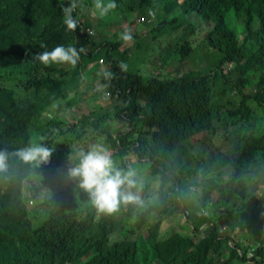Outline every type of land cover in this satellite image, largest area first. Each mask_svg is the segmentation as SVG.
I'll return each mask as SVG.
<instances>
[{
	"label": "trees",
	"instance_id": "trees-1",
	"mask_svg": "<svg viewBox=\"0 0 264 264\" xmlns=\"http://www.w3.org/2000/svg\"><path fill=\"white\" fill-rule=\"evenodd\" d=\"M114 2L93 23L94 0H76L73 32L61 11L68 0H0V151L8 153L0 171V264H264V0ZM136 7L141 23L150 21L146 12L172 16L142 45L148 78L132 70V41L118 48ZM109 14L121 26L113 40L101 32ZM189 14L211 26L206 43L221 56L196 74L189 69L201 66L191 62L198 26ZM232 15L243 22L242 39ZM59 45L85 49L77 65L32 59ZM95 64L103 71L90 73ZM92 75L88 81L100 87L82 97L78 89ZM220 137L229 155L211 159L207 146L218 149ZM99 143L109 146L115 168L138 170L137 182L157 181L152 190L137 184L132 191L142 200L111 214L99 212L76 180L64 181L79 154ZM39 144L54 150L47 163L14 155ZM257 216L263 228L252 242L246 233Z\"/></svg>",
	"mask_w": 264,
	"mask_h": 264
},
{
	"label": "clouds",
	"instance_id": "clouds-1",
	"mask_svg": "<svg viewBox=\"0 0 264 264\" xmlns=\"http://www.w3.org/2000/svg\"><path fill=\"white\" fill-rule=\"evenodd\" d=\"M77 7L76 0H68V6H62L63 23L69 31H76L78 21L73 16ZM117 5L114 0H94V8L101 17L106 16ZM120 39L125 43L133 40L131 30L126 29ZM41 47H45L41 45ZM84 48L77 49L74 46L59 45L51 51L36 52L32 54V59L38 61L44 66L53 64L77 65L80 59V53ZM122 71L127 70V65L123 62L119 65ZM102 75L105 78H111L112 73L104 71ZM53 149L45 147L42 144L30 145L18 149L14 155L25 163L38 162L47 163L50 161ZM79 163L68 169V178L76 180L78 187L86 191L94 206L101 213H114L118 210L120 204L135 203L138 201V195L132 191L136 188L137 181L134 178L135 172L131 169L125 171L114 167L106 149L94 147L87 152H81ZM8 153L0 151V171L7 167Z\"/></svg>",
	"mask_w": 264,
	"mask_h": 264
},
{
	"label": "rangeland",
	"instance_id": "rangeland-1",
	"mask_svg": "<svg viewBox=\"0 0 264 264\" xmlns=\"http://www.w3.org/2000/svg\"><path fill=\"white\" fill-rule=\"evenodd\" d=\"M182 1V0H180ZM162 3V2H161ZM94 8V7H92ZM91 8V9H92ZM141 9L140 7H136L135 10L132 12V17L129 18L131 20H128L127 23L125 24L124 26V31L126 29L128 30H131V33L134 32V29L136 28L137 32H136V35L134 37V39L132 40V45H133V54L132 56H134L131 60H130V64L132 65V70L134 71H139L140 73H143V75L148 78V76L151 74L152 71H149L148 70V63L144 60L146 57L142 55V52H141V48H142V45L144 43H148V41H150L152 39V37L154 35L151 34V30L154 29L159 23L160 21H162L164 19V17L166 16V19L168 18H171L172 16L171 15H166L164 12L160 15V16H156V14H151V12H146V14L149 15V22H146V23H141L139 21V13H140ZM99 14V12L94 8V10H91V15H96V16H92V21L93 23L94 22H97L98 21V17L97 15ZM118 14V13H117ZM116 13H114V18L115 20L119 19L121 17V15H117ZM190 15H193V17H190ZM105 18V16H104ZM114 18L110 17V14L108 16L107 19L105 20H108L109 22L107 24H104L102 26V34L103 36H107L110 40H113L116 36V33H118L117 31L121 28V26L119 24H117L116 21H114ZM188 18L190 20V22H193L196 26H198V28H195V33L193 35L194 38L196 39H199V43L198 45H196L194 47V50H193V56L191 58V62L193 63L194 66L196 65H201L200 66V69H198V71H194L193 69H189L190 70V73H199L200 70H206L208 69L210 66H214L218 61L219 59L221 58L220 55H217L218 53H215L214 50L210 49L208 46H207V43H206V33L207 31L210 29V27L207 26L206 22L201 19L200 17L198 16H195L194 14H189L188 15ZM189 20L187 22H189ZM228 21L230 23H232V27L234 26V28L236 29V32H237V35H238V38L239 39H242V32H241V28L243 26V22L241 19H236V17L234 15L231 16V19L228 18ZM137 24V26H136ZM166 27L164 26H161L160 27V31H164ZM121 33H118L120 34V36L122 35V31H120ZM141 36H139V34ZM203 33L202 37H200V34ZM96 37L97 39H99V36H98V32L96 31ZM119 39V44L120 46L118 47L120 52H123V50L125 48H128L130 47L131 45V42L130 43H125L123 40L120 39V37L118 38ZM145 40V42H144ZM148 40V41H147ZM141 45L140 47H138V45ZM155 49H157L155 47ZM210 54V55H209ZM180 57V55H179ZM136 58H140L139 60L136 59ZM196 59V61L194 62V60ZM150 65H154L153 63H149ZM102 68L101 65H98V64H95L93 67H91L89 69V72L90 73H93V71L95 70H98ZM194 68V67H193ZM104 68L101 69V71H103ZM96 76H98V74H96ZM199 77V74L196 75ZM84 78V76H83ZM94 78V76H90L85 82L84 84V89L83 88H79V92L82 93V97L83 95H87L88 93H91L94 92L95 90H97L99 87H100V83L97 82V83H94L93 81L92 82H89L88 80L89 79H92ZM67 97L69 98L70 95H67ZM84 99V98H83ZM77 100H79V98H77ZM81 109H83V105L80 106ZM78 129H82V126H78ZM263 129V121H259L258 125H257V130L256 132L257 133H260ZM217 145H218V149H217V146L214 148V144H207L205 146H207V154H210L211 156V159H214L215 157L219 156V155H222V154H225V155H222V157L224 158H227V156L229 155V152H225V151H222V148L223 147H226V148H229L228 146V143H226L225 139L223 138H219V143L217 141ZM98 147H101L103 149H106V150H110L109 146L108 147H103V144L102 143H99V146ZM225 152V153H223ZM110 152H108L109 154ZM135 164V161L132 162V165ZM136 173H138L139 171L138 170H135ZM263 175H261L259 178H256V186L255 188H262L261 185H260V180H261V177ZM68 178V175H66L65 177V182L67 181ZM64 181L61 182V186L63 185ZM157 181H155V178L152 176L146 178V179H141L139 182H137V184H142L144 186H148L150 188V190L153 189V187L156 185ZM138 186L136 185V188ZM254 187H251V189H253ZM254 188V189H255ZM253 189V190H254ZM150 190H148L147 192L150 193ZM143 193H145L144 191H142ZM142 192H141V196H142ZM262 195V194H261ZM139 200L141 201L142 198L140 197ZM138 204H142V202H139ZM185 217L183 218H180V222L183 223ZM168 220L167 222H165L163 224L164 226V229H167L168 228ZM183 228V229H182ZM251 231L249 233H246V235H248V237L250 238V240L252 242H258L259 240V233H258V230L262 229L263 228V217L261 216H257L253 222H252V226H251ZM179 230L181 231V236H186L188 231L187 229L185 228V226L183 227V225H181V228H179ZM235 233H238V235H240V232L238 229L235 230ZM161 261H159V263L157 262L156 264H160Z\"/></svg>",
	"mask_w": 264,
	"mask_h": 264
},
{
	"label": "built area",
	"instance_id": "built-area-1",
	"mask_svg": "<svg viewBox=\"0 0 264 264\" xmlns=\"http://www.w3.org/2000/svg\"><path fill=\"white\" fill-rule=\"evenodd\" d=\"M140 19H142V20H143V17H141ZM89 32H91V33H92V30H91V31L89 30ZM252 251H253V249H251V250H250L249 257H252Z\"/></svg>",
	"mask_w": 264,
	"mask_h": 264
}]
</instances>
